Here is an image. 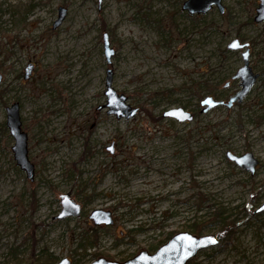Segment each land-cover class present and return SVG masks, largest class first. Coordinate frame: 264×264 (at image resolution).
<instances>
[{
  "label": "rangeland",
  "instance_id": "374dc122",
  "mask_svg": "<svg viewBox=\"0 0 264 264\" xmlns=\"http://www.w3.org/2000/svg\"><path fill=\"white\" fill-rule=\"evenodd\" d=\"M184 1L0 0V264L124 262L182 231L218 235L216 208L236 219L235 239L189 264H264V211L256 213L264 202L259 0H223V13L214 7L205 15L183 11ZM59 7L67 14L54 28ZM104 33L116 50L111 63ZM234 39L248 45L230 50ZM247 50L259 76L249 93L203 112L207 96L228 103L242 89L233 75ZM108 69L115 90L139 108L133 118L104 108ZM14 103L33 180L12 150L7 108ZM177 107L193 120L164 117ZM227 152L252 153L255 174ZM66 193L82 212L60 219ZM95 209L110 211L115 223L95 225Z\"/></svg>",
  "mask_w": 264,
  "mask_h": 264
},
{
  "label": "water",
  "instance_id": "95a60500",
  "mask_svg": "<svg viewBox=\"0 0 264 264\" xmlns=\"http://www.w3.org/2000/svg\"><path fill=\"white\" fill-rule=\"evenodd\" d=\"M103 0H99L101 6ZM214 7H217L220 13H223L225 6L223 0H186L182 4V10L187 11L191 15H205L211 11ZM67 14V9L59 7L58 18L54 22V28L58 27L64 21ZM255 21H264V0H260V3L256 9ZM248 44L241 43L239 39H234L228 44V49L239 50L246 47ZM104 50L108 63H111L116 50L112 48L110 35L104 33ZM249 51L243 53V66L233 75V79L240 78L242 83V89L230 98L226 103L224 100H216L212 96H207L201 105H205L203 112H207L215 107L221 105H227L232 107L236 101H242L243 98L249 93L252 86L259 77L255 74L250 67ZM34 64L30 63L25 69V78H28L32 73ZM2 75L0 73V82ZM113 83V71L107 70L106 77V90L107 103L104 108H108L107 113L109 115H115L118 119L126 118L130 119L137 115L139 108L133 107L127 103L128 97L125 94H119L112 86ZM229 85L228 83L226 84ZM7 126L10 129L11 134L15 138V144L12 147L17 164L21 169L27 172V176L33 180L35 177V166L30 161L28 156V136L22 131L20 108L18 103H14L11 107L7 108ZM164 117L173 118L179 122L192 121L193 113L184 109L183 107L171 108L164 112ZM113 151V147L110 148ZM227 157L233 161L238 167L245 169L251 175H254L259 164V160L254 157L250 152L242 155H236L232 152H227ZM61 202L63 205L62 211L59 214V218L77 217L81 215L82 207L76 203L69 193L61 195ZM264 211V202L256 209V213ZM90 219L95 225L110 226L115 223L114 217L110 211L103 209H95L91 212ZM220 240L218 235H196L188 231H182L173 235L166 243L159 246L154 253H150L147 250L140 251L133 258H130L124 262L108 260L104 257L96 259L91 264H188L194 257L201 251L210 249L219 245ZM59 264H70L69 259H63Z\"/></svg>",
  "mask_w": 264,
  "mask_h": 264
},
{
  "label": "trees",
  "instance_id": "16d2710c",
  "mask_svg": "<svg viewBox=\"0 0 264 264\" xmlns=\"http://www.w3.org/2000/svg\"><path fill=\"white\" fill-rule=\"evenodd\" d=\"M213 217L215 221H217V224H219L218 237L220 242H223L225 245L231 243V241L235 239V234L237 231L236 219L231 220L230 216H225L224 211L217 208ZM201 227L202 224L200 222H196L191 226L193 232L197 233H200Z\"/></svg>",
  "mask_w": 264,
  "mask_h": 264
},
{
  "label": "flooded vegetation",
  "instance_id": "af4514ba",
  "mask_svg": "<svg viewBox=\"0 0 264 264\" xmlns=\"http://www.w3.org/2000/svg\"><path fill=\"white\" fill-rule=\"evenodd\" d=\"M259 3H260V0H259ZM259 3H258V5H259ZM217 8V7H216ZM257 9V8H256ZM193 116H194V114H193Z\"/></svg>",
  "mask_w": 264,
  "mask_h": 264
}]
</instances>
